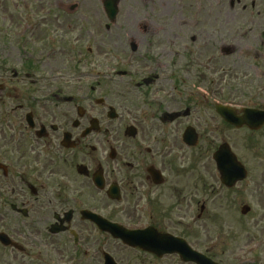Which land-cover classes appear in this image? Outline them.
I'll return each mask as SVG.
<instances>
[{
    "label": "flooded vegetation",
    "instance_id": "flooded-vegetation-1",
    "mask_svg": "<svg viewBox=\"0 0 264 264\" xmlns=\"http://www.w3.org/2000/svg\"><path fill=\"white\" fill-rule=\"evenodd\" d=\"M222 5V0H130L110 24L95 27L89 17L81 24H63L64 34L60 24H46L47 34H74L80 48L59 61L70 65L52 67L51 56L30 57L19 70L0 73V232L36 261L31 264H46L47 255L59 252L70 254L60 256L62 262L91 264L95 234L104 249L112 243L157 257L96 231L83 218L86 209L111 222L147 229L159 240L166 235L184 239L197 250L209 232L210 250L233 252L227 248L235 237L216 231L221 226L227 230L228 220L234 225L237 210L247 205L240 222L260 218L261 226L250 225L258 237L251 242L264 240L257 171L262 152L255 153L253 146L264 125L256 131L237 129L210 113L222 126L216 128L222 136L208 138L206 100L150 99L163 87L157 86L161 76L174 73V62L186 61L177 75L203 84L205 74L190 56L177 54L181 47L200 51L207 42L235 39L226 34L222 39L217 30ZM158 47L165 49L151 65L147 60ZM148 65L153 70L143 74ZM253 75L263 80L264 70ZM263 94L250 93L245 102L235 96V117L241 118L244 109H263ZM187 126L196 129L194 146L184 142ZM230 131L245 135L248 151L234 152L243 167H233L234 174L225 177L216 169L213 152ZM262 149L264 155L263 143ZM161 258L179 263L175 254Z\"/></svg>",
    "mask_w": 264,
    "mask_h": 264
},
{
    "label": "rangeland",
    "instance_id": "rangeland-1",
    "mask_svg": "<svg viewBox=\"0 0 264 264\" xmlns=\"http://www.w3.org/2000/svg\"><path fill=\"white\" fill-rule=\"evenodd\" d=\"M28 1L29 0H0V16H2L4 12L5 13L11 12V9L13 7L25 6L26 4L29 3ZM30 1L31 3L28 4L29 6L31 7L37 6V4L32 3V0ZM226 1L227 0H223V2H226ZM242 1L247 2L249 5L253 4L252 6L253 9L249 8L248 6H246V9H244L245 7L243 8V7L238 6V7H235V9H232V11H230L228 14L226 13V11H224L222 13L221 24L218 27V31L222 35L231 34L232 32L236 33L237 31L239 32L240 35L244 34L246 36V39L248 40L246 44H251V50L249 51L248 49L247 51H244L245 45L242 40V37H239V36H236L235 40L238 39L239 42H234V47H233L234 51L229 56L221 57L220 54L216 52L220 48L218 41L216 42L215 45H204V46H208L206 48L205 54L207 55L213 54L215 58L217 57L216 58L217 61L215 63L216 64L218 63V68H217V72H215L214 75L216 76V79H218V84L221 87L220 92L223 94H227V92L233 93L234 90L229 88L231 86V84H229V82L231 81L230 74L228 73L225 74L223 71L224 69H222L221 67H227L228 69H226V71H228L232 69L233 67H235L242 59L245 61H241L239 63L238 69L240 72L246 71L247 74L251 76L252 70L257 71L261 74V71L264 69V64H263L264 62V37L262 36V32L264 31V18L262 17L264 16V0H242ZM81 2H80V6L83 8L86 7L91 12V13H85L87 14V17L90 16L92 18L91 22L96 21L93 25L96 27L97 21H102V24L104 25V16L100 15V12L99 11L96 12L95 10V8L98 10L97 6H100L99 2L97 0H81ZM128 3H129V0H125L122 3V5H128ZM59 4L66 5V7H72L73 0H59L57 1V6ZM225 7L227 6L225 5ZM12 18L13 19L17 18V13L13 12ZM231 18H232V21L227 23L226 19L230 20ZM262 18H263V21H261ZM12 20L11 21L7 20L4 23L3 25L4 30L6 31L10 30ZM67 21L68 20L65 18L62 21L57 20L54 22L56 28H57V25L60 24L61 34L67 33L66 26L63 25L64 24L63 22H67ZM1 24H3V21L0 18V25ZM14 27H15V23L13 22L12 28ZM67 29H69V27ZM1 39L4 40L5 38L1 37ZM68 39L71 40V37H68ZM261 39H263L262 40L263 45L260 44ZM14 42H15V39L12 41L13 45H14ZM55 43L56 42L53 41V44ZM247 47L250 48V46H247ZM54 48H57V47L55 46ZM6 49L7 50L13 49L11 42L9 41V43H6V47H4V43L0 42V56L1 57H3L4 55V54L2 55L1 52L2 53L6 52L7 51ZM190 51L192 52V49H190ZM252 55H255V56H252ZM253 57H256V61L253 60ZM252 62H254V64H252ZM1 63H3V60H1ZM247 65H251L254 68L250 70V68L247 67ZM260 81H261V78H258L259 84L254 81L251 86L261 88ZM220 98L222 99L223 96L220 95ZM257 135H259L257 137L262 141L264 132L258 133ZM231 136H232L233 143H235V146H237V148L239 146L240 150L243 151L241 144L238 140V138H241V134H238L237 136L234 134H231ZM261 194L263 195V192H261ZM259 205L263 207L262 204H259ZM223 216L224 214H221V218ZM251 223H255L257 226H261L263 224L260 218H257L254 220L248 219L247 221L243 220V222H240V218L237 216L236 224L235 226L233 224L231 225L232 232H230V221L228 220L226 224L228 231L225 228H222L221 230H219V232L222 231L226 234L237 235L235 237V240H233L227 248L228 251H233V252H227V251L219 252L221 255L217 256L218 259H222L226 255H229L230 261H233L232 257L240 254L243 251L244 247H246L252 241V239L254 240L258 238V237L256 238L253 237L255 232L252 230L250 226ZM212 237H213V234L208 236V238H212ZM229 239L231 240V238ZM236 247H239V248L235 250ZM252 258L258 261H264V250L262 252L260 250ZM221 262L222 264L224 263L226 264L229 262V260H225ZM29 263H30V260L28 259V257H24L22 254H19L14 250L11 251L10 249L1 248L0 246V264H29ZM163 263L164 261L161 260V261L153 262L150 264H163ZM125 264H149V263H148V258L140 256V257L131 259L129 262Z\"/></svg>",
    "mask_w": 264,
    "mask_h": 264
},
{
    "label": "water",
    "instance_id": "water-1",
    "mask_svg": "<svg viewBox=\"0 0 264 264\" xmlns=\"http://www.w3.org/2000/svg\"><path fill=\"white\" fill-rule=\"evenodd\" d=\"M261 118H260V121L263 122L264 121V113L261 114ZM256 127V126H255Z\"/></svg>",
    "mask_w": 264,
    "mask_h": 264
}]
</instances>
